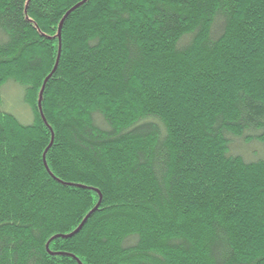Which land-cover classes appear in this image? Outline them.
Here are the masks:
<instances>
[{"label":"trees","instance_id":"trees-1","mask_svg":"<svg viewBox=\"0 0 264 264\" xmlns=\"http://www.w3.org/2000/svg\"><path fill=\"white\" fill-rule=\"evenodd\" d=\"M12 81L30 125L2 108ZM0 246V264H248L264 0H0Z\"/></svg>","mask_w":264,"mask_h":264},{"label":"rangeland","instance_id":"rangeland-1","mask_svg":"<svg viewBox=\"0 0 264 264\" xmlns=\"http://www.w3.org/2000/svg\"><path fill=\"white\" fill-rule=\"evenodd\" d=\"M2 108L10 114H14L22 124L30 125L33 122V115L24 100L25 88L15 82H10L1 88ZM259 149H262V147Z\"/></svg>","mask_w":264,"mask_h":264},{"label":"snow or ice","instance_id":"snow-or-ice-1","mask_svg":"<svg viewBox=\"0 0 264 264\" xmlns=\"http://www.w3.org/2000/svg\"><path fill=\"white\" fill-rule=\"evenodd\" d=\"M162 13H163V16L164 17H168L169 20L171 21L172 17H171V12L170 10H168L167 8L165 7H162L161 9ZM127 19V18H125ZM120 21H116L114 20L113 21V24H117L119 23ZM163 22V20H162ZM218 27H222V25H219L218 24ZM194 39V38H193ZM190 45H185V47H188ZM53 144L56 143V140H55V135H53ZM45 162H47V156H45ZM36 240H39L41 239V235L40 234H37L36 237H35ZM50 246V244H49ZM0 248H2V246H0ZM230 255H234V253H230ZM249 257H250V260L248 262V264H264V249H262L259 253H255V252H249L248 253ZM84 259H85V256L82 255L81 257H79V264H84Z\"/></svg>","mask_w":264,"mask_h":264},{"label":"water","instance_id":"water-1","mask_svg":"<svg viewBox=\"0 0 264 264\" xmlns=\"http://www.w3.org/2000/svg\"><path fill=\"white\" fill-rule=\"evenodd\" d=\"M80 5H77L76 7H75V9L74 10H76V8L77 7H79ZM73 10V11H74ZM69 14H67L66 16H65V18H64V20H63V22L60 24V27H59V39L61 38V34H62V27H63V25H64V22H65V20H66V18H67V16H68ZM56 69H57V66H56V68H55V70H54V72L53 73H55V71H56ZM52 73V74H53ZM51 78V77H50ZM49 78V79H50ZM48 79V80H49ZM44 91V90H43ZM41 106V101H40V103H39V107ZM98 209V206L96 207V209L91 213V214H89L86 218H85V222L81 225V227L80 228H82V226H84L85 225V223L87 222V219L93 214V213H95L96 212V210ZM80 228L78 229V230H76L75 231V233L74 234H72V235H70L69 237H73L79 230H80Z\"/></svg>","mask_w":264,"mask_h":264}]
</instances>
